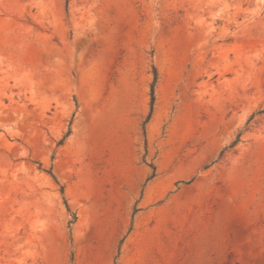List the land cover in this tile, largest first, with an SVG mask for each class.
Returning a JSON list of instances; mask_svg holds the SVG:
<instances>
[{
    "label": "rangeland",
    "instance_id": "374dc122",
    "mask_svg": "<svg viewBox=\"0 0 264 264\" xmlns=\"http://www.w3.org/2000/svg\"><path fill=\"white\" fill-rule=\"evenodd\" d=\"M0 264H264V0H0Z\"/></svg>",
    "mask_w": 264,
    "mask_h": 264
},
{
    "label": "trees",
    "instance_id": "16d2710c",
    "mask_svg": "<svg viewBox=\"0 0 264 264\" xmlns=\"http://www.w3.org/2000/svg\"><path fill=\"white\" fill-rule=\"evenodd\" d=\"M153 70H154V82H153L152 87H151V111L153 110V105H154V101H155V84H156L157 77H158V71H157L156 67H153ZM70 133H71V129L69 128V130L66 132L64 137L61 139L60 143H63L66 140V138L70 135ZM61 191H62V193L65 192L64 186L61 187ZM65 204L68 207V203L66 200H65ZM74 220H76V215H74ZM74 220L70 221V224L73 223Z\"/></svg>",
    "mask_w": 264,
    "mask_h": 264
}]
</instances>
